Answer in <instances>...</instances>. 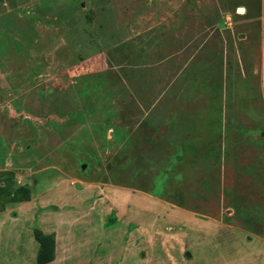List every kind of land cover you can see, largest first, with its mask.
Masks as SVG:
<instances>
[{
	"label": "rangeland",
	"instance_id": "1",
	"mask_svg": "<svg viewBox=\"0 0 264 264\" xmlns=\"http://www.w3.org/2000/svg\"><path fill=\"white\" fill-rule=\"evenodd\" d=\"M35 229L71 264H264V0H0V264Z\"/></svg>",
	"mask_w": 264,
	"mask_h": 264
},
{
	"label": "trees",
	"instance_id": "2",
	"mask_svg": "<svg viewBox=\"0 0 264 264\" xmlns=\"http://www.w3.org/2000/svg\"><path fill=\"white\" fill-rule=\"evenodd\" d=\"M28 197L27 189L20 190L15 198L19 202ZM35 238L39 243L36 264H48L56 257V237L54 233L46 234L41 229H35Z\"/></svg>",
	"mask_w": 264,
	"mask_h": 264
},
{
	"label": "crops",
	"instance_id": "3",
	"mask_svg": "<svg viewBox=\"0 0 264 264\" xmlns=\"http://www.w3.org/2000/svg\"><path fill=\"white\" fill-rule=\"evenodd\" d=\"M63 251H57L56 252V257L53 261L49 262L48 264H71V261L69 260L70 256L69 254H62ZM36 258H37V253H36ZM97 262V261H96ZM79 264H84V262H79ZM99 264V261L97 262Z\"/></svg>",
	"mask_w": 264,
	"mask_h": 264
},
{
	"label": "water",
	"instance_id": "4",
	"mask_svg": "<svg viewBox=\"0 0 264 264\" xmlns=\"http://www.w3.org/2000/svg\"><path fill=\"white\" fill-rule=\"evenodd\" d=\"M245 11V7H239L238 8V12H244ZM86 164L83 165V168H85Z\"/></svg>",
	"mask_w": 264,
	"mask_h": 264
},
{
	"label": "bare ground",
	"instance_id": "5",
	"mask_svg": "<svg viewBox=\"0 0 264 264\" xmlns=\"http://www.w3.org/2000/svg\"><path fill=\"white\" fill-rule=\"evenodd\" d=\"M245 12V11H244ZM244 12H242V13H244Z\"/></svg>",
	"mask_w": 264,
	"mask_h": 264
}]
</instances>
